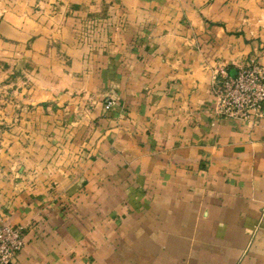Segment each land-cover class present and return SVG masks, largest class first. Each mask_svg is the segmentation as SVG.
<instances>
[{"label": "crops", "instance_id": "obj_1", "mask_svg": "<svg viewBox=\"0 0 264 264\" xmlns=\"http://www.w3.org/2000/svg\"><path fill=\"white\" fill-rule=\"evenodd\" d=\"M253 58L264 0H0L11 264H264V112L214 114Z\"/></svg>", "mask_w": 264, "mask_h": 264}, {"label": "built area", "instance_id": "obj_2", "mask_svg": "<svg viewBox=\"0 0 264 264\" xmlns=\"http://www.w3.org/2000/svg\"><path fill=\"white\" fill-rule=\"evenodd\" d=\"M215 78L214 93L217 101L214 114L219 118L252 121L264 112V66L250 59L232 74L222 70ZM114 103L108 101L106 109ZM25 246L22 226L0 227V264H11Z\"/></svg>", "mask_w": 264, "mask_h": 264}]
</instances>
